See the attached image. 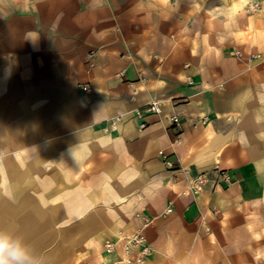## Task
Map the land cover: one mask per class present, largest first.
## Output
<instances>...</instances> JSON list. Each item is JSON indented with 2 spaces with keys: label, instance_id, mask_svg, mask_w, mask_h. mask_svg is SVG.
<instances>
[{
  "label": "crops",
  "instance_id": "1",
  "mask_svg": "<svg viewBox=\"0 0 264 264\" xmlns=\"http://www.w3.org/2000/svg\"><path fill=\"white\" fill-rule=\"evenodd\" d=\"M147 218L145 264H264V0H0V231L115 264Z\"/></svg>",
  "mask_w": 264,
  "mask_h": 264
},
{
  "label": "built area",
  "instance_id": "2",
  "mask_svg": "<svg viewBox=\"0 0 264 264\" xmlns=\"http://www.w3.org/2000/svg\"><path fill=\"white\" fill-rule=\"evenodd\" d=\"M117 75L121 74L118 73ZM82 89L86 90L87 87L83 86ZM145 110L148 113H160V102L155 99L151 100L150 102H148V104H146ZM137 114L141 116L140 110L137 111ZM170 121L173 127L179 126V121L176 115H172L170 117ZM146 125V122H143L140 124V128H145ZM159 153L165 165L167 167H172L173 162L168 158V155L164 151H160ZM222 177L225 180L228 179V176L226 174H223ZM204 181L205 179L203 175H197L192 181V190L195 193L200 192ZM168 211H170V209H168ZM150 221L151 220L147 218L144 220L142 226L136 232L132 234L120 233L117 237L104 244V251L107 254H112L116 251L117 248L119 249L120 259L116 261L115 264H145L146 260L152 253V249L144 234V230L148 226Z\"/></svg>",
  "mask_w": 264,
  "mask_h": 264
},
{
  "label": "clouds",
  "instance_id": "3",
  "mask_svg": "<svg viewBox=\"0 0 264 264\" xmlns=\"http://www.w3.org/2000/svg\"><path fill=\"white\" fill-rule=\"evenodd\" d=\"M0 264H42L24 242L7 231H0Z\"/></svg>",
  "mask_w": 264,
  "mask_h": 264
},
{
  "label": "rangeland",
  "instance_id": "4",
  "mask_svg": "<svg viewBox=\"0 0 264 264\" xmlns=\"http://www.w3.org/2000/svg\"><path fill=\"white\" fill-rule=\"evenodd\" d=\"M258 8H259V5L258 4H253L251 6V9L254 10V11H256Z\"/></svg>",
  "mask_w": 264,
  "mask_h": 264
}]
</instances>
